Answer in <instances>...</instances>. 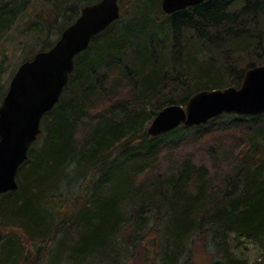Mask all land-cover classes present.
I'll use <instances>...</instances> for the list:
<instances>
[{
  "label": "trees",
  "instance_id": "trees-1",
  "mask_svg": "<svg viewBox=\"0 0 264 264\" xmlns=\"http://www.w3.org/2000/svg\"><path fill=\"white\" fill-rule=\"evenodd\" d=\"M98 1L43 0L24 23L37 46L24 61ZM29 3L0 0V41ZM256 66H264V0H206L171 15L161 0L123 4L74 58L19 168L18 189L0 197V264H127L144 245L146 262L178 264L185 243L201 237L224 254L213 264H241L227 251L235 237L264 248V122L238 131L237 147L210 150L214 174L191 158L154 173L162 150L206 137L205 125L147 134L164 107L238 88ZM6 91L0 85V104ZM259 120L264 114L232 122Z\"/></svg>",
  "mask_w": 264,
  "mask_h": 264
},
{
  "label": "water",
  "instance_id": "water-1",
  "mask_svg": "<svg viewBox=\"0 0 264 264\" xmlns=\"http://www.w3.org/2000/svg\"><path fill=\"white\" fill-rule=\"evenodd\" d=\"M205 1L161 0V9L171 15ZM118 2L100 0L83 6L50 49L35 53L17 68L0 105V197L18 189L19 168L41 133L43 116L59 101L74 70V58L119 19ZM262 114L264 66H256L244 72L238 88L199 91L184 106L164 107L148 125L147 134L158 137L180 126L198 127L221 115Z\"/></svg>",
  "mask_w": 264,
  "mask_h": 264
},
{
  "label": "rangeland",
  "instance_id": "rangeland-1",
  "mask_svg": "<svg viewBox=\"0 0 264 264\" xmlns=\"http://www.w3.org/2000/svg\"><path fill=\"white\" fill-rule=\"evenodd\" d=\"M132 2L133 0H119L118 4L120 7H123L124 4L127 9ZM42 6L43 0H30L28 8L21 14L15 25L4 34L0 41V67L2 69L0 85H4L6 89L9 86L13 74L20 64L24 62L26 55L24 51L26 48L34 51L37 47L34 45L32 37H29L23 28L24 23L30 20L34 13L39 11ZM219 117L216 120L204 124L205 127L202 130L212 131L206 137L192 141L189 145L181 146L180 148H176V150L169 152H167V149L162 150L159 155L157 170L154 173H157V171L164 172L166 169H170L173 164H177L185 158H191L196 164L204 163L214 174L213 169H211L213 162L209 161L210 150L214 151L220 147L228 149L234 146L237 147L239 143L238 131L244 132L245 126H249L247 130H255L259 128L258 123L264 122V120H259L252 124H239L232 121L236 120L237 117L249 116L221 115ZM234 123H237L240 127L234 126ZM190 129L193 130L192 128ZM215 165L219 167L217 171L225 167V164L219 161ZM234 239H231L227 245V251L233 258L239 260L241 264H264V248L242 238L235 237ZM184 251L185 253L178 261V264H213L224 256L221 251H215L205 237L193 240L190 243H185ZM147 259H149V254L145 249V245L139 246L135 255L131 257L127 264H152L146 262Z\"/></svg>",
  "mask_w": 264,
  "mask_h": 264
}]
</instances>
